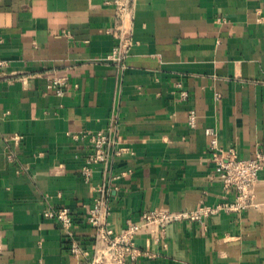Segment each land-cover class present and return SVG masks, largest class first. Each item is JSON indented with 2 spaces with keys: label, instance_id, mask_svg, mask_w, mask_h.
Returning a JSON list of instances; mask_svg holds the SVG:
<instances>
[{
  "label": "crops",
  "instance_id": "crops-1",
  "mask_svg": "<svg viewBox=\"0 0 264 264\" xmlns=\"http://www.w3.org/2000/svg\"><path fill=\"white\" fill-rule=\"evenodd\" d=\"M116 1L0 0V264H76L42 214L69 209L68 232L92 251L86 215L101 185L115 234L143 213L232 203L207 129L224 155L264 149V0H133L123 68L104 61ZM51 77L68 80L62 96ZM109 129L115 146L85 181L90 147L73 136ZM134 245L146 253L135 264H264V166L247 209L142 228Z\"/></svg>",
  "mask_w": 264,
  "mask_h": 264
},
{
  "label": "built area",
  "instance_id": "built-area-1",
  "mask_svg": "<svg viewBox=\"0 0 264 264\" xmlns=\"http://www.w3.org/2000/svg\"><path fill=\"white\" fill-rule=\"evenodd\" d=\"M133 0H117V18L121 25L113 33L118 40L117 45L104 59L116 67L123 68L124 61L133 45L130 29L123 26L125 17L131 18ZM259 20L264 22V14ZM68 80L63 77H51L47 80L46 89L55 96H62L68 89ZM182 100L187 98L186 93H181ZM196 123V115L193 110L188 112L187 125L193 128ZM205 135L209 138V152L215 166V171L222 180L226 189L235 194L232 203H226L215 207H201L193 212L169 213L154 211L143 213L140 224L129 223L122 231L115 234L107 223L109 215V191L104 185L95 188L96 197L88 209L86 223L94 230L93 248L88 251L83 248L82 242L73 236L70 228L74 225L72 213L67 208L49 207L43 212V217L57 223L67 233L69 254L76 260V264H135L146 253L134 245L136 233L147 227H155L163 231L167 226L179 221H203L219 212H240L251 206L253 189L258 181L259 174L264 166V149L254 152L249 159H239L232 151L222 154L218 149L217 136L207 129ZM75 140H87L90 153L85 158L81 167V177L88 181L95 165L106 163L108 151L114 148L115 139L111 130L99 131L83 135H74ZM12 140L18 141L19 137Z\"/></svg>",
  "mask_w": 264,
  "mask_h": 264
}]
</instances>
